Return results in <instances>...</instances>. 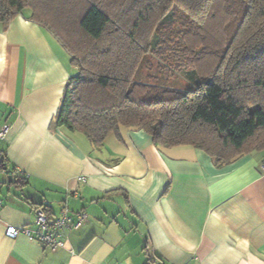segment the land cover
<instances>
[{
  "label": "crops",
  "instance_id": "obj_1",
  "mask_svg": "<svg viewBox=\"0 0 264 264\" xmlns=\"http://www.w3.org/2000/svg\"><path fill=\"white\" fill-rule=\"evenodd\" d=\"M29 16L0 20V264H264V149L218 166L141 129L121 126L95 147L53 127L76 68ZM35 203L86 219L54 251L8 236L9 225L35 228Z\"/></svg>",
  "mask_w": 264,
  "mask_h": 264
},
{
  "label": "trees",
  "instance_id": "obj_2",
  "mask_svg": "<svg viewBox=\"0 0 264 264\" xmlns=\"http://www.w3.org/2000/svg\"><path fill=\"white\" fill-rule=\"evenodd\" d=\"M26 8L76 68L53 127L95 147L121 126L141 129L157 147L190 145L218 166L264 149V0H0V20ZM156 32L152 52L166 66L150 82L142 54ZM177 74L189 85L166 84Z\"/></svg>",
  "mask_w": 264,
  "mask_h": 264
},
{
  "label": "built area",
  "instance_id": "obj_3",
  "mask_svg": "<svg viewBox=\"0 0 264 264\" xmlns=\"http://www.w3.org/2000/svg\"><path fill=\"white\" fill-rule=\"evenodd\" d=\"M8 130L9 126L7 124L0 125V143L5 138ZM2 158L3 151L0 147V163ZM15 172L19 171L16 169ZM79 178L85 180L84 176H80ZM85 219L86 213L83 211L77 212L74 217L69 211L63 209L58 216L52 217L47 211L38 207L34 209V229L24 225H9L6 234L10 237H15L19 233H22L54 251L65 246L64 231L77 228Z\"/></svg>",
  "mask_w": 264,
  "mask_h": 264
},
{
  "label": "rangeland",
  "instance_id": "obj_4",
  "mask_svg": "<svg viewBox=\"0 0 264 264\" xmlns=\"http://www.w3.org/2000/svg\"><path fill=\"white\" fill-rule=\"evenodd\" d=\"M22 13L24 15H29V13L31 14L30 9L26 8L22 10ZM169 19L165 18L164 20L162 19L158 29H160V27L166 25L168 23ZM158 31V30H157ZM157 42V32L156 34L153 36V39L150 41V43L148 44L149 48H148V52H145L142 54V77L145 79H148V77H156L158 79L156 80H152L150 82H160L161 78H162V71L160 69H158V64L159 67L161 68L162 66H166V64L164 63H160L159 61V57L155 56L152 52L153 48L156 46ZM146 44H143V46ZM167 85H174V86H180V87H186L189 85L188 81L183 77L182 74H177L176 77L171 76L169 78V81L166 83ZM11 191H14L15 188L13 186H11Z\"/></svg>",
  "mask_w": 264,
  "mask_h": 264
}]
</instances>
